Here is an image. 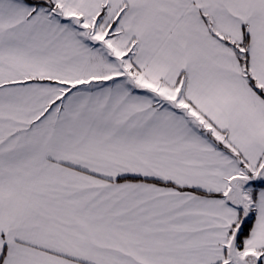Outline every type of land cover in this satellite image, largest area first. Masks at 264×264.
<instances>
[{"label": "snow or ice", "instance_id": "snow-or-ice-1", "mask_svg": "<svg viewBox=\"0 0 264 264\" xmlns=\"http://www.w3.org/2000/svg\"><path fill=\"white\" fill-rule=\"evenodd\" d=\"M0 264H264V0H0Z\"/></svg>", "mask_w": 264, "mask_h": 264}]
</instances>
